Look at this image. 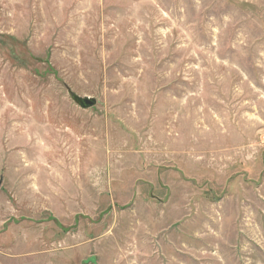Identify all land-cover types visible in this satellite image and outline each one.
Returning a JSON list of instances; mask_svg holds the SVG:
<instances>
[{
  "label": "rangeland",
  "instance_id": "rangeland-1",
  "mask_svg": "<svg viewBox=\"0 0 264 264\" xmlns=\"http://www.w3.org/2000/svg\"><path fill=\"white\" fill-rule=\"evenodd\" d=\"M0 264H264V0H0Z\"/></svg>",
  "mask_w": 264,
  "mask_h": 264
},
{
  "label": "water",
  "instance_id": "water-1",
  "mask_svg": "<svg viewBox=\"0 0 264 264\" xmlns=\"http://www.w3.org/2000/svg\"><path fill=\"white\" fill-rule=\"evenodd\" d=\"M70 96L72 100L81 108L92 107L95 104V99L91 97H87V96L81 97L74 93H70Z\"/></svg>",
  "mask_w": 264,
  "mask_h": 264
}]
</instances>
